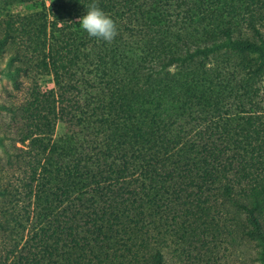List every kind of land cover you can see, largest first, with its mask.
Wrapping results in <instances>:
<instances>
[{
  "label": "trees",
  "instance_id": "1",
  "mask_svg": "<svg viewBox=\"0 0 264 264\" xmlns=\"http://www.w3.org/2000/svg\"><path fill=\"white\" fill-rule=\"evenodd\" d=\"M92 2L34 0L0 38L25 94L0 264H163L223 220L264 264V0H95L111 43L78 23Z\"/></svg>",
  "mask_w": 264,
  "mask_h": 264
},
{
  "label": "rangeland",
  "instance_id": "2",
  "mask_svg": "<svg viewBox=\"0 0 264 264\" xmlns=\"http://www.w3.org/2000/svg\"><path fill=\"white\" fill-rule=\"evenodd\" d=\"M45 4L48 7V3L45 2ZM39 10L40 8L34 3V0H0V38L3 37L8 22L13 24V29H19L20 22H24L22 19L31 17ZM261 32L263 38L261 52L254 54L258 63L264 62V29ZM20 37L17 43H20ZM16 48L17 46L12 44L0 48V166L5 164L6 158L10 152L12 153V139L18 134L20 126L18 113L16 112L12 117V113L6 109V105H17L25 95L24 92H15L12 86L13 76L11 73L16 69L18 63H10L9 58ZM18 79L20 78L18 77ZM36 81L42 90L53 87L50 75L39 74ZM17 146L19 145L17 144ZM10 175L11 170H0L2 179ZM224 224L223 220L219 224L221 230L214 231V235L211 233L207 236H200H204L200 242L190 245L168 244L166 247H161L163 264H259L256 261L258 250L254 244L239 238L238 235L235 237L233 232L232 235L227 236L228 228L225 229ZM227 226L231 227V223H227ZM232 227L234 228V226Z\"/></svg>",
  "mask_w": 264,
  "mask_h": 264
},
{
  "label": "clouds",
  "instance_id": "3",
  "mask_svg": "<svg viewBox=\"0 0 264 264\" xmlns=\"http://www.w3.org/2000/svg\"><path fill=\"white\" fill-rule=\"evenodd\" d=\"M86 15L78 20L80 27L90 38H96L107 43L114 41L118 35L116 23L93 0L87 6Z\"/></svg>",
  "mask_w": 264,
  "mask_h": 264
}]
</instances>
